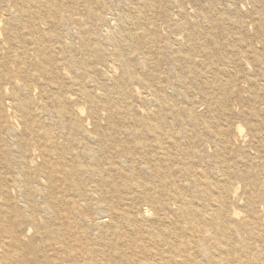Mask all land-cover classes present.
<instances>
[{"label":"bare ground","instance_id":"1","mask_svg":"<svg viewBox=\"0 0 264 264\" xmlns=\"http://www.w3.org/2000/svg\"><path fill=\"white\" fill-rule=\"evenodd\" d=\"M11 2L14 11L8 13L11 15L10 21L0 19V34L3 36V31L7 33L0 41V264H264V211L259 209V205H264V195L257 191L264 189V174L259 179L258 176H251L249 170L245 174L240 173V169L238 171L225 166L223 160L225 151L240 142L247 144V148L252 144L264 146V132L260 128L264 121V107L260 110L250 108V116L256 120L249 124L246 135L237 127L232 131V138H229L226 131L209 120L201 124L192 117L187 122L178 121L180 111L189 116L195 113L191 114L188 108L179 109L174 105L176 101L173 98H180L175 91L170 92V95L165 94L167 89L173 90V86L153 72L142 81L129 69L126 62L121 61V77L114 84L110 85L111 82L101 75L106 86L102 87L96 101L109 118L114 109L123 106L116 115L121 118V124H127L131 129L124 125L126 129L122 126V131L117 130L121 124L111 118H108L106 129H103L98 124L99 114L94 106L92 92L85 86L95 75V71L93 68L87 71L90 63L84 62L81 63L84 69L82 68L80 77L85 82L75 85L81 87L82 96L89 105L85 120L80 119L82 109L76 113L69 112L68 103L58 98L59 107L62 108H57L55 117L60 128L68 131V136L55 137L49 129L39 124L36 130L38 133L41 131V135H35L31 130V118L25 112L22 122L24 135L19 137L16 129L10 126L6 130L9 141H6L2 131L4 122L1 89L21 75V61H14L21 55V33L16 30L26 24L33 28L31 20L38 24H49L54 29L52 34L55 37V29L62 21L56 18L61 13L59 0ZM144 3L145 1L142 2V7L148 8ZM151 5L152 3L149 8ZM41 12H50L52 19L45 20ZM131 17V14L126 13L119 18L126 23L133 20ZM134 24L138 25L137 29L142 25L139 22ZM178 27L185 30L187 25L183 22ZM12 31L13 36L10 34ZM122 32L124 31L112 35L111 31H107L99 38L105 45L114 47L111 55L116 58H121L124 51L128 53L131 47L124 46L130 36L127 37ZM148 32L155 35L153 28ZM146 33L143 32L139 37L144 39L145 46H153L149 68H158L163 63L171 65V57L165 55L163 48L158 52L154 48L155 37L147 41ZM201 35L205 37L198 28L186 31L185 44L180 45L182 60L198 66L201 72L197 74L198 68L190 67L189 75L194 78L201 76L205 80L207 75L226 73L224 70L214 69L210 60L193 59L190 45ZM28 42L34 46L33 51L38 56L46 59L47 47L42 46V38H31ZM81 43L83 46L88 45V40L83 37ZM68 44L58 41L53 49H69L71 45ZM6 46L8 47L5 49ZM16 47L19 52H16ZM10 48L15 50L12 55H8ZM2 50L5 53H1ZM96 53L100 58V47ZM7 63L13 66L6 67ZM41 72L45 78L49 77V70L47 73ZM142 84L149 89L146 95L133 87ZM202 84L209 88L211 86L209 81ZM132 88L135 90L134 94L131 93ZM15 91L21 94V86ZM131 98L144 102L152 110L145 113L139 111V114L143 113L141 119H133V114L138 111L130 108ZM16 101H20L18 97ZM66 105L68 106L65 107ZM167 118H171L172 125L180 129L179 132L175 133L169 128ZM85 122L87 127L90 124L93 129L86 131L83 128ZM187 128H200L195 129L203 132L198 137V142H211L214 149L212 161L209 160L210 157L204 161L196 160L199 157L192 150L194 146L191 147L190 140L194 135H189L191 130ZM117 131L122 132L120 134L125 140L112 138ZM30 137L34 139L31 141ZM142 154L148 157L147 161H143ZM52 156L56 159L53 160ZM35 159H39L40 163L37 164ZM216 163L221 167L220 172L209 173V166L215 170ZM30 164L35 167V179L43 177L46 180L44 188L37 183L33 187L35 182L27 173ZM17 165L20 167L18 171H23L24 176L12 177L10 186L7 174ZM230 177L253 184L254 190L246 201L250 214L242 219H238L239 213L228 210L229 203L237 204L241 199L236 189H232ZM12 193L20 201L23 199L22 206L11 202ZM35 198L39 202L37 208L34 205ZM137 200L147 202L150 207L133 211ZM149 212H152L151 216ZM39 215L44 218L40 223L37 218ZM30 232L33 234L23 242L22 237Z\"/></svg>","mask_w":264,"mask_h":264},{"label":"rangeland","instance_id":"2","mask_svg":"<svg viewBox=\"0 0 264 264\" xmlns=\"http://www.w3.org/2000/svg\"><path fill=\"white\" fill-rule=\"evenodd\" d=\"M11 1L13 0H0V19L4 22L10 21L11 15L9 14L11 13L9 12L14 11ZM143 1H145L144 4L148 8L149 4L152 3L149 10L142 7ZM255 3H257L258 7L255 6ZM59 5L61 13L56 18L62 21L61 25L55 29V37L52 34L54 29L49 24H38L31 20L30 24L33 28L26 24L25 27L16 30V32L21 33V55L20 57L17 56L14 61L15 63L21 61V75L12 79L9 85H5L1 89V106L3 108L2 115L4 122L2 131L6 141H9L6 130L10 126L16 129L19 137H21V134L24 135L25 131L22 122L25 112L31 118V130L35 135H41V131L38 133L36 130L39 124L43 128L49 129L55 137L68 136V131L60 128L58 119L55 117V112L58 111L57 108H60L58 98L68 103L69 112L76 113L77 110L82 109L83 115L81 117L76 115L80 119L85 120L89 112V105L85 102V97L83 98L82 96L81 87L75 85V83L82 84L85 82L80 77V73H83L84 69L81 63L84 62L90 63V66L86 68L87 71L92 68L95 71V75L89 80L90 82L85 83V86L87 90L92 92L95 100L94 106L97 108V113L99 114L98 124H101L100 126L103 129H106L107 121L110 118L121 124V118L116 113L123 106L120 105L118 109H114L113 115L109 118L102 106L96 101V97L101 93L102 87L106 86V83H103L101 80V75H104L102 76L103 79L107 78L111 82L110 85L114 84L121 77L122 72L119 67L121 61L126 62L129 69L142 81L147 79L146 75L153 72L154 75L161 77L166 83L173 86V90L167 89L168 92L166 91L165 94L170 95L175 91V94L178 93L180 98H173V101H176L175 103L173 102L174 105L179 109L188 108L187 110H190L191 114L195 113L193 116H189L184 111H180L181 116L180 114L177 116L178 121L187 122L192 117L196 121L199 120L198 123L201 124L209 120L226 131L225 134L229 138H232V131L234 132L237 127H240L242 134L246 135L249 124L254 123L256 120L250 116V108L253 107L260 110L262 106L264 107V0H257L256 2L254 0H59ZM183 11L186 15L182 13ZM126 13L131 14L133 20L123 23L119 17ZM40 14L45 20L49 21L52 19L50 12H41ZM108 20L112 21V23ZM134 22L142 24L141 27L137 29L138 25L134 24ZM183 22L187 25L185 30L178 27ZM152 28L155 29L154 36L148 32ZM196 28L202 30L205 37L201 35L192 41L190 46L192 48L191 53L194 55L193 59L195 61L210 60L214 69L217 71L224 70L226 73L222 75L215 74V76L214 74L212 76L207 75L205 80L201 76L194 78L191 74L189 75L188 69L190 67L198 68L196 69L199 70L197 74H201V72L198 66L195 67L196 65L193 66L189 61L182 60L180 45L185 44L186 31H193ZM107 31H111L112 35L124 31L122 32L124 35L130 36L131 40L128 39V43H124L126 47L131 46L129 52L126 53L124 51L125 53H123L121 58L111 55L114 47L110 44L105 45L99 41L101 35L103 36ZM143 32H147V41L155 37L156 44L154 48L158 49V52L163 48L162 51L165 55H169L172 59L171 65L167 66L163 63L158 68H149L153 55L151 52L153 46L150 44L144 45V39L139 37ZM2 34L3 36L0 34V41L7 35L5 31ZM10 34L13 36V31ZM35 37L42 38V46L47 47L45 50L46 59L38 56L33 51L34 46L28 42L31 38ZM83 37L88 40V45H81V38ZM177 39L178 42H175ZM58 41L69 43L71 47L65 50L53 49V46ZM199 45H202V47L199 48ZM165 46L168 47L166 48ZM98 47L102 51L100 58L97 57L99 54L96 53ZM14 52V48L8 49V55H12ZM16 52H19L18 47H16ZM1 53H5V51L2 50ZM7 66L13 65L7 63ZM47 70L50 71L48 73L49 77L45 78L42 76L44 73L41 71L47 73ZM178 81H180L179 84ZM205 81H209L210 88L202 84ZM19 86H21V94L15 91L18 90ZM133 87L137 88L142 95L149 93L147 85H133ZM23 89H27L28 91L23 92ZM134 91L132 88L131 93L134 94ZM224 96V103H222ZM15 97H18V100L21 102L16 101ZM189 97L192 99L190 100ZM177 98L179 104L177 103ZM186 99V102L190 103L189 106L185 102ZM192 101L196 104H193ZM129 106L132 110L138 111L137 114L135 113L136 115L133 114L132 118L135 120L141 119L143 115V113L142 115L139 114V111L145 113L152 110L151 106L132 98L129 101ZM259 119H261V116ZM166 121L169 128L173 129V132H179L180 129L172 125L173 121L171 118H167ZM83 125L86 131L93 129L90 124L87 127L86 122ZM124 125H119L120 129L118 128L117 130L122 131V126ZM124 127L125 129L127 128L126 126ZM260 128L264 132V121ZM187 129L191 130V128ZM195 129L200 128H193L191 132L189 131V135H194L193 138L191 136L190 140L192 142L191 147L194 146L192 150L199 157L196 160L204 161L207 157H210L209 160L212 161L214 149L212 144H210L211 142H198V137L203 135V132ZM119 131L115 132L117 134L111 137H117L116 139L118 140L123 138L125 140V137L120 134L122 132L119 133ZM33 139L34 137L29 138L31 141ZM142 157L143 161H147V156L142 154ZM52 159L55 160L56 157L52 156ZM223 160L226 163L224 164L225 166H230L238 171L240 169V173L249 170L251 176H258L259 179L263 177L261 174H264V146L260 144H252L247 148V144L240 142L237 146L225 151ZM35 161L38 162L37 164L40 163L39 159H35ZM34 168L32 165L27 168L28 175L35 182L33 183V187H36L37 183L44 188L46 180L43 177H38L36 180ZM220 169L221 167L217 163L215 164V170H213L212 166L208 168L209 173H212V171L219 173ZM18 170L20 171L19 165L14 166L7 174L9 185L11 184L10 180L12 177H16V175L17 177L24 176V172H19ZM229 182L232 189H236L237 194L241 196V199L238 200L237 204L229 203L228 210L229 212L235 211L237 214H242H238V219H242L250 214L246 201L254 190L253 184L237 177H230ZM257 191L261 195H264V189H258ZM10 198L11 202L16 206H22L24 203L23 199L21 198L20 201V198L15 193H12ZM34 202L37 208L39 202L37 199ZM149 207L147 202L137 200L133 211ZM259 209L264 211V205H259ZM150 213L152 212H149V215ZM37 218L39 223L44 220L40 215ZM32 234L33 232H30L25 237H22L23 242H26L27 237H30ZM235 239H237V236Z\"/></svg>","mask_w":264,"mask_h":264}]
</instances>
